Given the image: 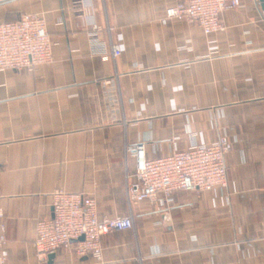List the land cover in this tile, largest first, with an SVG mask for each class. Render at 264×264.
Masks as SVG:
<instances>
[{"label":"crops","instance_id":"1","mask_svg":"<svg viewBox=\"0 0 264 264\" xmlns=\"http://www.w3.org/2000/svg\"><path fill=\"white\" fill-rule=\"evenodd\" d=\"M186 0H0V22L43 18L52 62L0 71V208L4 264H42L33 239L56 189L96 200L99 217L131 215L101 239L102 261L71 248L45 264H264V0H240L205 35L166 16ZM120 54L90 47L88 24ZM226 135L227 183L128 205L147 158Z\"/></svg>","mask_w":264,"mask_h":264},{"label":"built area","instance_id":"2","mask_svg":"<svg viewBox=\"0 0 264 264\" xmlns=\"http://www.w3.org/2000/svg\"><path fill=\"white\" fill-rule=\"evenodd\" d=\"M240 0H186L166 9L167 17L195 22L205 35L223 31L224 10L238 6ZM92 51L103 59L117 57L120 47H108L98 36L100 26L88 24ZM52 41L42 17L23 14L14 21L0 22V71L34 68L52 62ZM233 141L226 135L210 143H192L184 150L147 158L140 142L128 147L135 169L125 184L128 205L143 201L157 207L172 203L180 191H214L226 186V155ZM51 215L37 220L33 246L36 258L45 264L51 253L71 248L78 256L102 261L101 239L111 231L130 229L131 215L99 217L96 200L83 192L56 189L52 193ZM3 211L0 208V219ZM82 238V239H81ZM5 226L0 222V264L8 258Z\"/></svg>","mask_w":264,"mask_h":264},{"label":"water","instance_id":"3","mask_svg":"<svg viewBox=\"0 0 264 264\" xmlns=\"http://www.w3.org/2000/svg\"><path fill=\"white\" fill-rule=\"evenodd\" d=\"M81 239H82V238H81ZM53 256H54L53 253H51V254L48 256V257H49V260H51Z\"/></svg>","mask_w":264,"mask_h":264}]
</instances>
